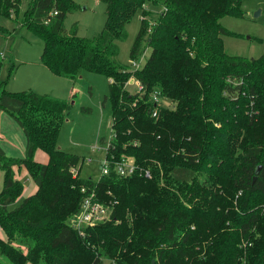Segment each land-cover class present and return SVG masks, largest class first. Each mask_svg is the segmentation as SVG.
Wrapping results in <instances>:
<instances>
[{"label":"trees","instance_id":"trees-1","mask_svg":"<svg viewBox=\"0 0 264 264\" xmlns=\"http://www.w3.org/2000/svg\"><path fill=\"white\" fill-rule=\"evenodd\" d=\"M21 1L0 0V17L19 12ZM104 1L106 26L91 39L63 27L74 0H30L23 17L44 42L40 57L51 72L74 79L88 70L112 79L105 155L112 170L94 180L80 177L79 167L74 176L81 156L58 147L70 102L10 91V69L0 79V112L22 127L26 153L11 158L0 149L7 239L0 237V254L11 264H264V53L226 52L222 35L237 34L220 22L244 16L243 0H161L151 32L140 21L131 58L151 52L137 69L118 62V41L146 0ZM132 78L142 90H128ZM156 88L173 102L159 106L158 116L150 99ZM39 149L46 163L35 159ZM125 155L137 169L120 176L115 162ZM14 166L25 167L37 189L10 207L25 187ZM92 192L112 206L111 217L80 233L68 217ZM243 238L251 242L246 248Z\"/></svg>","mask_w":264,"mask_h":264},{"label":"rangeland","instance_id":"rangeland-1","mask_svg":"<svg viewBox=\"0 0 264 264\" xmlns=\"http://www.w3.org/2000/svg\"><path fill=\"white\" fill-rule=\"evenodd\" d=\"M74 1L77 7L72 12L67 13L63 21L65 31L71 32L73 27H77V33L80 36L87 39L96 37L106 26V2L104 0ZM29 2L30 0H22L19 12L17 10L11 17H0L1 22H5L6 19L9 20L7 21V26L14 25V29L12 30L6 28V30L0 31V36L3 35L1 37L3 41L0 42V52L4 53L3 55L0 54V79H5L10 69H12V76L17 71L19 58L17 57L16 49H18L22 52L20 54L21 57L33 62L32 65L35 72L39 74V77H36L33 71L28 73L27 71L20 70L17 80L14 82L11 76L9 81L12 78V82L9 83L8 81L6 84V88L10 91L37 90L45 95L67 98L73 88L74 82L73 95L67 98L70 105L65 112V118L59 128L58 145L62 150L81 156L82 161L78 165V168L80 167V177H91L95 180L102 174L103 160L106 155V149L102 144L101 138L109 136L110 122L112 120V103L109 99H106L110 87L109 77H106L102 73L88 70H81L74 79L67 76H59L51 72L43 61H40L44 42L32 30L24 26V11L28 8ZM242 6L245 10L244 16L238 18L226 15L220 21L225 28L227 27L237 34L222 35L225 51L234 55L257 58L264 53V0H243ZM162 8L161 0H146L131 21L126 24L127 37L124 40L118 41V62L121 65L133 69L132 61L134 58H131L130 50L141 26L140 21L144 19L148 24H151V22L156 23L160 13L163 11ZM259 9L261 10L260 14L255 16L256 11ZM16 28H20L21 31ZM6 36L8 38H5ZM150 52L151 48L148 47L138 57V59H142V66L150 56ZM127 85L131 93L138 91L139 86L136 85L135 80L132 82L130 79ZM48 91H52L54 94H46ZM63 97L61 99H65ZM164 102L166 105H173L171 100H165ZM2 113L4 116H2ZM12 123L19 126V123L9 112L6 110L1 111L0 127L4 126L3 132L6 134L4 140L0 139L1 145L9 139L8 133L13 132ZM35 157L41 163L45 162L43 157L38 158L37 155ZM23 170H26V168L20 167V171L18 172V177L22 181L25 175L29 176L28 173L22 175L21 172ZM29 181L30 179L26 183ZM4 182V171L0 168V191L4 187ZM31 183H35L32 178ZM22 199L23 197L19 198L10 207L18 205ZM72 215L68 217V220ZM0 229V237L7 240L1 226ZM248 244H251V242H246L244 238L241 240V247L246 248ZM14 245L17 246V242ZM22 248L25 250L23 245ZM0 261L5 264H11L10 260L2 254H0ZM25 264L33 263L27 261Z\"/></svg>","mask_w":264,"mask_h":264},{"label":"built area","instance_id":"built-area-1","mask_svg":"<svg viewBox=\"0 0 264 264\" xmlns=\"http://www.w3.org/2000/svg\"><path fill=\"white\" fill-rule=\"evenodd\" d=\"M57 13V12H56ZM150 24V23H149ZM154 25L153 22L149 25L148 32H151L152 26ZM142 59H134L132 61V68L137 69L140 68ZM135 79H131L133 82ZM136 81V80H135ZM136 85H138V90H142L143 85L140 84V82L137 80ZM150 99L152 102H154L155 106L152 110V114L154 116H158V107L165 104L164 96L161 95L160 89L156 88L154 89L150 94ZM112 122V120H111ZM111 122H110V133L108 137H104L102 144L105 146V149L107 151L108 145L111 139V136L113 135V131H111ZM104 163L102 167V174L103 175H109L112 170V164L111 161L108 160L106 157L104 158ZM115 168L117 170L118 175L125 176L133 173L137 169V165L135 163V160L130 158L129 156H123L119 161L115 162ZM79 172V168L74 167L72 168V173L74 176H76ZM146 175H149V172H146ZM84 190V188H82ZM112 213V206L106 204L104 201H101L97 197V193L92 192L90 194L85 195V197L81 201L80 209L74 213L68 222L71 224L72 227L77 229L80 233L84 231V229L89 227H95L98 224L105 222L110 219Z\"/></svg>","mask_w":264,"mask_h":264},{"label":"crops","instance_id":"crops-1","mask_svg":"<svg viewBox=\"0 0 264 264\" xmlns=\"http://www.w3.org/2000/svg\"><path fill=\"white\" fill-rule=\"evenodd\" d=\"M7 21H9V20H5V22L4 21H0L1 22V24L5 27V28H10L11 30L12 29H14L13 28V24L10 26H7L8 25V23H7ZM17 27H18V25H17ZM17 30H19V31H21L20 30V28H16ZM8 34V33H7ZM5 35V34H4ZM10 35H12L11 33H10ZM3 35H1L0 36V42L1 41H3V39L1 38ZM4 38V37H3ZM5 38H8L7 36L5 37ZM16 52H17V57L19 58L18 59V68H17V71L15 72V69H14V74H13V76H12V78L14 79V82L17 80V78L19 77V71L20 70H24L25 72L27 71L28 73H31L32 71L33 72H35V70H34V67H33V65H32V63L33 62H31L30 60H28V59H26V58H24V57H21V51L20 50H18V49H16ZM0 54L1 55H3L4 53L1 51L0 52ZM0 55V56H1ZM20 55V56H19ZM40 56H41V54H40ZM40 61L42 62V60L40 59ZM1 66V65H0ZM35 76L36 77H39V74L37 73V72H35ZM12 78L10 79V81H9V83L10 82H12ZM71 80V79H70ZM111 78H109V82H111ZM73 82V81H72ZM8 83V84H9ZM50 87V86H49ZM73 88H72V90L70 91V93H69V95H68V97L69 96H72L73 95V92H74V82H73V86H72ZM24 91V90H23ZM35 91H37V90H35ZM38 92V91H37ZM40 93V92H39ZM48 93H50V94H54L52 91H48L46 94H48ZM42 94V93H41ZM56 97H59V98H62L63 96H56ZM67 97V98H68ZM63 98H65L66 100H67V98L66 97H63ZM4 113V112H3ZM3 113H2V116H4L3 115ZM18 123V122H17ZM19 126H17V125H15V123H12L11 124V127H12V130H13V132L12 133H8L9 134V139L8 140H6V142L4 141L3 143H2V145L0 144V149H2V151L3 152H5V155L7 156V157H11V158H19V157H23L24 155H25V153H26V135H25V133L23 132V129H22V127L20 126V124H18ZM3 130H4V126L2 125L1 127H0V139H2V140H4V137L6 136V134L3 132ZM58 147H60L59 145H58ZM61 148V147H60ZM43 154V155H42ZM38 156V158L39 157H43L44 158V160H45V162H43V163H46L47 161H48V155L44 152V151H42V150H37L36 151V154H35V156ZM35 159H36V157H35ZM37 161H40L39 159H36ZM41 162V161H40ZM14 171H15V178H18V179H20L19 177H18V172L20 171V168H18L17 166H14ZM21 174L22 175H25V174H27V170H23L22 172H21ZM24 180H23V182H24V185H25V187H24V190H23V195L22 196H20V198L21 197H23V198H25L26 196H30V195H32V194H34L35 193V191H36V189H37V184H36V182L35 183H31V178L29 177V176H27V175H25L24 177ZM28 179H30V181L28 182V183H26V181L28 180ZM27 191V192H26ZM1 230V229H0Z\"/></svg>","mask_w":264,"mask_h":264},{"label":"water","instance_id":"water-1","mask_svg":"<svg viewBox=\"0 0 264 264\" xmlns=\"http://www.w3.org/2000/svg\"><path fill=\"white\" fill-rule=\"evenodd\" d=\"M260 11H261L260 9L257 10L256 13H255V16L258 15V14H260Z\"/></svg>","mask_w":264,"mask_h":264},{"label":"bare ground","instance_id":"bare-ground-1","mask_svg":"<svg viewBox=\"0 0 264 264\" xmlns=\"http://www.w3.org/2000/svg\"><path fill=\"white\" fill-rule=\"evenodd\" d=\"M159 108V107H158Z\"/></svg>","mask_w":264,"mask_h":264}]
</instances>
